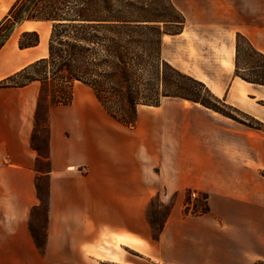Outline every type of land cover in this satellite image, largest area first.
I'll return each instance as SVG.
<instances>
[{"label":"crops","instance_id":"1","mask_svg":"<svg viewBox=\"0 0 264 264\" xmlns=\"http://www.w3.org/2000/svg\"><path fill=\"white\" fill-rule=\"evenodd\" d=\"M17 1L0 0V22ZM24 23L40 43L20 49L11 36L0 49V81L49 55L50 23ZM255 29L241 34L258 49L249 37ZM185 34L187 23L182 33L164 35L163 59L193 79H210L196 77L186 53L167 45ZM230 44L223 66L235 72L236 41ZM39 92L38 83L0 87V264H249L252 254L264 256L263 136L240 134L216 112L176 98L140 109L136 125L126 127L80 82L72 102L48 115L41 250L31 231L40 206L36 180L44 176L31 144ZM191 192L206 196L207 213L186 212ZM159 196L171 210L152 237L146 212Z\"/></svg>","mask_w":264,"mask_h":264},{"label":"trees","instance_id":"2","mask_svg":"<svg viewBox=\"0 0 264 264\" xmlns=\"http://www.w3.org/2000/svg\"><path fill=\"white\" fill-rule=\"evenodd\" d=\"M29 2L18 0L0 22V49L5 44L3 35L24 18L25 21L52 23L49 55L0 81V87L40 84L34 129L35 124L38 127L44 124L47 151L42 155L40 149L32 145L38 153L37 172L44 174L38 166L41 161H45L49 169V112L53 107L72 102L76 82L89 86L106 112L126 127L136 125L139 107H158L164 98L187 100L230 117L219 110L217 105L222 101L204 83L180 72L163 59L164 35H178L185 25L184 17L171 0H35L28 10ZM169 27L176 28L169 30ZM39 43L40 35L36 31L24 32L19 39L20 49L36 47ZM242 44L264 62V54L246 37L237 34L236 76L264 86L263 79H252L239 73ZM260 67L263 66L249 69ZM186 81L194 86H189ZM202 93L207 100L201 97ZM48 98L51 102L43 118V103ZM32 139L33 134L31 144ZM42 177L36 180L40 200L37 208L42 204L39 184ZM48 202L47 194V212ZM207 212L208 207L195 214ZM43 246L44 243L39 246L41 250Z\"/></svg>","mask_w":264,"mask_h":264},{"label":"rangeland","instance_id":"3","mask_svg":"<svg viewBox=\"0 0 264 264\" xmlns=\"http://www.w3.org/2000/svg\"><path fill=\"white\" fill-rule=\"evenodd\" d=\"M32 1L35 0H26V3L29 2L28 6ZM171 1L174 8L184 17L185 24L187 23V34H185L182 39L167 38V45L170 48L178 46L186 53L185 62H187L188 65L191 64L189 68H193V70L198 73L195 74L196 77L201 78L200 75H202L210 78L196 80H199V82L200 80L206 81V87L222 101V103L217 105L219 110L231 117L216 112L224 123H231L235 125V127H238L240 134L253 133L256 136L260 135L264 137V86L248 82L246 84V81L241 77L235 76L236 73L234 71H229L226 66H223V60L231 50L230 40H234L235 42L237 40L236 33H245L248 27L256 28L249 34V37L253 40L255 46L264 52V0ZM24 22L27 21L24 20ZM24 22L15 32L2 39V41L6 42L11 36L20 39L21 35L27 32L29 28L28 23ZM46 27L48 28L47 42H49L53 25L52 23L46 24ZM175 28L176 27H169L168 29L175 30ZM175 40H178L177 43ZM198 57L200 58L197 61ZM251 66L263 67L251 70L249 69ZM239 70L242 76L264 80V62L259 57L254 56L245 44L241 46ZM186 82L189 86H194L192 83ZM195 87L197 89L198 86ZM201 97L206 100L208 99L204 93L201 94ZM165 99L168 98H164L162 102ZM50 102L51 99L48 98L43 103V118L46 117V109ZM185 103L187 105H195L190 101ZM198 106L202 105L199 104ZM145 107L148 106L139 107L138 113L140 109L145 110ZM256 128H261V130ZM32 145L33 147L39 148L42 155L46 154L47 130L44 124L40 127L35 124ZM38 166L45 174L39 179L42 192V204L41 207L35 209L32 213L31 231L36 243L40 246L43 245L46 236V222L48 216V212L46 211L47 194L49 197L47 177L49 174L47 175V173L50 170V163L49 169L45 161L38 163ZM186 196L187 213L191 212L195 214V212L208 207L206 196H200L197 192H191ZM170 210L171 203H164L160 196L154 197L150 201L146 217L151 226L152 237H157L161 233L164 223L170 214ZM113 245L116 247L117 242ZM144 264H146L145 260ZM249 264H264V256L262 257V254H254L253 256L252 254Z\"/></svg>","mask_w":264,"mask_h":264},{"label":"water","instance_id":"4","mask_svg":"<svg viewBox=\"0 0 264 264\" xmlns=\"http://www.w3.org/2000/svg\"><path fill=\"white\" fill-rule=\"evenodd\" d=\"M35 1H32L30 3V5L28 6V10L32 7V5L34 4ZM24 22V18H21L20 21L17 23V24H14L4 35L3 38H6L8 36H10L15 30L17 27H19L22 23Z\"/></svg>","mask_w":264,"mask_h":264},{"label":"bare ground","instance_id":"5","mask_svg":"<svg viewBox=\"0 0 264 264\" xmlns=\"http://www.w3.org/2000/svg\"><path fill=\"white\" fill-rule=\"evenodd\" d=\"M28 30H29V28L27 29V31H28ZM243 82H244V81H243ZM245 83L247 84V82H245ZM239 85H240V84H239ZM236 87H237V86H236ZM236 87H235V88H236ZM235 92H236V91H235ZM235 94H236V93H235Z\"/></svg>","mask_w":264,"mask_h":264}]
</instances>
